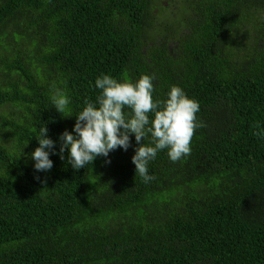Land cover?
Here are the masks:
<instances>
[{
  "label": "trees",
  "instance_id": "obj_1",
  "mask_svg": "<svg viewBox=\"0 0 264 264\" xmlns=\"http://www.w3.org/2000/svg\"><path fill=\"white\" fill-rule=\"evenodd\" d=\"M145 73L156 98L179 85L199 102L190 155L159 152L144 183L132 134L110 163L74 170L51 155L35 171L39 129L58 152L98 76ZM257 125L264 0H0V264H264Z\"/></svg>",
  "mask_w": 264,
  "mask_h": 264
},
{
  "label": "clouds",
  "instance_id": "obj_2",
  "mask_svg": "<svg viewBox=\"0 0 264 264\" xmlns=\"http://www.w3.org/2000/svg\"><path fill=\"white\" fill-rule=\"evenodd\" d=\"M155 80V74L147 73L134 82L110 74L98 76L94 86L100 90L99 95L95 101L85 100L84 107L75 115L72 130L65 129L59 135L58 152L46 125L39 129L35 136L38 146L29 154L35 171H50L53 167L51 155L66 159L74 170L85 168L97 157H104L110 163L109 153L117 148L127 151L132 134L138 145L132 162L135 174L144 183L154 179L149 173V164L159 152L167 150L173 163L190 155L192 137L203 126L197 117L200 104L179 85L171 86L165 99L156 98ZM68 104V96L57 90L53 96L55 110L61 114ZM256 127L258 130L254 134L264 139V126ZM146 137H150L147 144L144 143Z\"/></svg>",
  "mask_w": 264,
  "mask_h": 264
},
{
  "label": "rangeland",
  "instance_id": "obj_3",
  "mask_svg": "<svg viewBox=\"0 0 264 264\" xmlns=\"http://www.w3.org/2000/svg\"><path fill=\"white\" fill-rule=\"evenodd\" d=\"M176 2H178V1L173 2V5H174Z\"/></svg>",
  "mask_w": 264,
  "mask_h": 264
}]
</instances>
